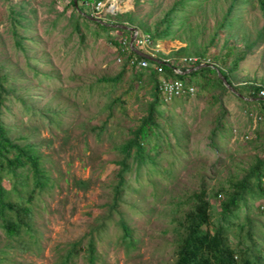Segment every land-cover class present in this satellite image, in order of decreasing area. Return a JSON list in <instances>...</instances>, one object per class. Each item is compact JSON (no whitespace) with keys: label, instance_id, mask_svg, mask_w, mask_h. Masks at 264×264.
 Instances as JSON below:
<instances>
[{"label":"rangeland","instance_id":"1","mask_svg":"<svg viewBox=\"0 0 264 264\" xmlns=\"http://www.w3.org/2000/svg\"><path fill=\"white\" fill-rule=\"evenodd\" d=\"M133 1H100L98 13L90 3L88 8L92 17L105 20L107 14L132 10ZM173 1L138 0L134 11L154 22ZM227 1H215L214 11L213 0H208L204 9L194 8L185 19L190 28L200 30L194 44L206 47L208 61L226 50L224 31L216 30L211 43L209 38ZM67 2L0 0V74L11 91L1 119L14 137L28 135L36 143L48 176L47 186L29 203L30 233L21 232L13 239L0 236V264H63V260L88 264L89 239L95 250L92 264H172L175 230L189 194L201 183L207 189L213 224L228 222L232 246L250 247L253 254L263 256V198H248L226 220L218 216L223 198L218 188L264 156V119H258L257 106L219 86L199 88L195 77L194 94L166 103L159 98L154 133L144 144L146 156L140 163L128 158L124 186L113 203L117 161L122 156L117 147L145 114L151 82L145 71L135 77L128 65L121 72L124 57L117 46L92 34V27L83 29L85 37L79 41L68 24L71 8L62 11ZM239 11L237 32L227 41L228 46L234 44L235 53L243 48L241 41L235 42L239 34L253 39L264 26L257 0H248ZM172 27L183 38V46L189 42L188 28L176 29L174 23ZM12 30L22 49L14 45ZM110 34L115 36L113 30ZM260 42L238 61L234 82L238 86L264 80V40ZM119 72L116 81L100 80ZM3 185L8 189L9 180L4 179ZM120 218L131 230L130 244L121 239Z\"/></svg>","mask_w":264,"mask_h":264},{"label":"trees","instance_id":"2","mask_svg":"<svg viewBox=\"0 0 264 264\" xmlns=\"http://www.w3.org/2000/svg\"><path fill=\"white\" fill-rule=\"evenodd\" d=\"M103 0H76L78 9L86 14L90 15L88 4L94 5L96 2ZM215 1L213 0L211 9L216 11ZM248 0H228L225 8L220 10L219 18L215 23V30L211 33L209 43H211L216 37V30L220 29L225 32L224 46L226 50L222 54L215 55L212 60L208 61L205 57L206 47L198 49V46L194 44V39L199 35L200 30L198 27L190 28L185 19L188 15L194 12L195 9L205 8L208 0H174L171 6L163 11L161 17L154 22H148L142 19L137 12H135L136 6L139 4L138 0L133 1V9L121 13H114L113 15L107 14V19L101 20L108 24H126L136 28L138 32L146 33L149 35L152 43L161 40H173L176 39L183 42V38L175 30H172V23L176 24V29L188 28L189 42L183 47L176 50L175 55H194L200 60L207 61V64L214 65L225 78L228 84H230L236 92L246 98H252L251 100H242L245 104H254L257 106V113L264 119V100L259 98L258 90L264 88V80L260 79L258 83L246 81L244 84H235L237 79L236 67L238 61L244 59L246 53L250 48L261 43L264 40V26L255 31L253 39L249 38L245 33L239 34V38L235 41H241L242 49L240 52L235 53L234 44L227 45L229 38L235 36L234 31L237 32L238 25L240 23L241 16H239L238 10L240 6L245 4ZM258 6L261 12L264 13L263 0H257ZM68 7L71 11L68 15V24L70 30L75 33L79 41L85 37L83 29L88 30L90 27L91 33L99 35L100 37L107 38L112 44L117 46V51L124 57L123 66L121 72L126 65H128V59L132 56L136 60L142 59L137 56L130 49L125 54L120 51L121 39H128L130 32L125 29L115 28L106 24H101L96 21H92L80 14L74 7L72 0L63 6L62 11ZM182 14V16H181ZM17 20L20 19V14H17ZM151 13L148 14L150 17ZM91 16V15H90ZM115 33V36H111L110 31ZM191 32H190V31ZM14 36V45L19 49H22L21 39L12 30ZM112 37V38H111ZM194 45L190 50L189 45ZM228 60V65H225V61ZM197 65V64H195ZM134 76H141L144 71L151 82V101L145 109V114L140 118L139 124L129 130V137L121 142L117 149L121 153V159L117 161L119 164L118 180L114 187V201L118 199V194L122 191L124 180L123 172L128 168V158H133L137 162L143 161L146 156L144 151V144L148 140L149 135L153 134L152 127L156 125L154 122V106L157 104L159 94L157 91L158 74L151 68H135ZM193 67V66H191ZM172 66L163 64L162 73L167 78H177L187 83H193L192 78H197L195 84L199 88H204L206 85L212 87L219 86L221 89H227L223 86L220 79L215 74L214 70L208 65L200 67L196 70H191L186 74L174 73L171 70ZM185 68H181L184 70ZM121 72L114 76L100 78L105 81H116ZM209 76H205V75ZM200 80L198 79V77ZM204 77V79H203ZM99 80V81H100ZM3 76L0 74V236L2 235L6 239H13L20 237L21 232L30 233L31 220H32V208L29 205L31 199L36 192H40L43 187L47 186L48 176L44 170L40 160V152L36 143L30 140L28 135H21L14 137L10 134V129L4 124L1 119L2 110L4 108L5 98L10 94V89L6 88L3 83ZM243 90V91H242ZM233 94V93H232ZM256 98V99H254ZM25 109H29L30 106L24 105ZM48 107L45 108V111ZM9 129V130H8ZM151 161V159H150ZM9 180L10 187L6 189L3 185V180ZM226 186L221 185L218 189L223 194V198L219 200V219L226 220L229 215H236V211L246 204V200L264 199V156L262 158H256L253 163L247 166L240 176L236 178H228L225 182ZM119 192V193H118ZM216 196V193H213ZM261 210L264 209V204L260 206ZM211 206L207 189L204 183H201L197 191L191 192L187 198V208L183 211L181 221L178 223V228L175 230V258L172 264H264V255L253 254L250 247L232 246L227 237V225L213 224L211 221ZM264 212V211H263ZM118 226L121 230V239L130 244L131 230L126 225L123 219L118 220ZM31 236V234H28ZM3 251V250H1ZM86 259L88 264L93 263L95 258L94 243L92 239H89L85 247ZM67 256L64 257V259ZM64 261L62 263L64 264Z\"/></svg>","mask_w":264,"mask_h":264},{"label":"built area","instance_id":"3","mask_svg":"<svg viewBox=\"0 0 264 264\" xmlns=\"http://www.w3.org/2000/svg\"><path fill=\"white\" fill-rule=\"evenodd\" d=\"M90 4L92 5V3ZM100 5H101L100 2H96L94 5H92V10L94 11V13L99 12ZM120 43L122 46L120 51L127 54L128 50L130 49L129 39H121ZM132 46L137 50L143 52L144 54L148 55L150 58H152V60H148L142 57H141L142 59L136 60L134 57L131 56L128 59V63H127L128 66H133L135 68H140V69L141 68L144 69L148 67L158 74L157 91L159 94V98L162 102L166 103L175 98L194 94L196 89L192 83H187L177 78H167L163 75L162 73L163 64H167L169 66L171 65L172 66L171 70L174 73H178V70L180 68L175 67L173 65V61H171L170 59L159 57L156 55L155 43L151 42L148 34L136 31L134 38L132 40ZM177 61L181 65H185L188 70L195 67L196 66L195 64L198 65L207 62L200 60L197 56L194 55L181 56L177 59ZM258 96L259 98L264 100V88L258 90Z\"/></svg>","mask_w":264,"mask_h":264},{"label":"water","instance_id":"4","mask_svg":"<svg viewBox=\"0 0 264 264\" xmlns=\"http://www.w3.org/2000/svg\"><path fill=\"white\" fill-rule=\"evenodd\" d=\"M72 2H73V5H74L75 9H76L80 14L84 15L86 18H88V19H90V20H92V21L99 22V23H101V24H106V25L111 26V27L120 28V29H125V30L129 31V32L131 33V34H130V38H129V48H130V50H131L133 53H135L137 56H140V57H142V58H146V59H148V60H152V58H150L148 55L144 54L143 52L137 50L136 48H134V47L132 46V40H133L134 35H135L136 31H137L136 28H134V27H132V26H128V25H126V24H108V23H104V22H102L99 18H94V17H92V16H90V15H86V14L82 13V12L78 9V6H77V3H76V0H72ZM206 65H208L210 68H212V69L214 70L215 74L217 75V77H218V78L220 79V81L222 82L223 86H224L228 91H230L231 93H233V94L239 96V97L242 98V99H246L245 97L241 96L238 92H236V91L234 90V88H233L230 84L227 83V81L225 80V78L220 74L219 70H218L214 65H212V64H206V63L198 64V65H196L195 67L189 69V71H191V70H196V69H198V68H200V67H203V66H206ZM178 74H183V71L178 70ZM248 99L251 100L252 98H248ZM254 99H256V98H254Z\"/></svg>","mask_w":264,"mask_h":264},{"label":"crops","instance_id":"5","mask_svg":"<svg viewBox=\"0 0 264 264\" xmlns=\"http://www.w3.org/2000/svg\"><path fill=\"white\" fill-rule=\"evenodd\" d=\"M182 46H183V44L180 41L176 40V39L157 41V42H155V50H156L155 53L159 57L168 58L171 61H173V65L175 67L180 68L179 70L183 71V74H186V73H188L190 71L186 68L185 65H181L177 61V59L179 57L184 56V55H175V54H173L176 50H178ZM185 56H188V55L185 54ZM181 68H185V69L181 70ZM175 99L177 100L179 98H175ZM242 100H250V99L246 98V99H242Z\"/></svg>","mask_w":264,"mask_h":264}]
</instances>
